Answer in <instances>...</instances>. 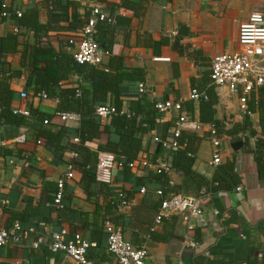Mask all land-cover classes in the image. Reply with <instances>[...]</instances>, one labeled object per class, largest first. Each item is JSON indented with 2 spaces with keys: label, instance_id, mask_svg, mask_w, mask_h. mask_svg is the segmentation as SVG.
<instances>
[{
  "label": "crops",
  "instance_id": "crops-1",
  "mask_svg": "<svg viewBox=\"0 0 264 264\" xmlns=\"http://www.w3.org/2000/svg\"><path fill=\"white\" fill-rule=\"evenodd\" d=\"M128 1L133 7L125 5L124 0H2L6 7L21 13L38 8L40 22L52 26L48 32L50 44L56 51L69 53L73 51L69 39L80 32L97 5L113 19L101 23L105 36L112 40V48L99 66L110 64L112 70H116L121 65L128 71L134 68L144 71L143 81L127 80L121 85L123 109L129 111L132 101L142 96L155 104L166 100L181 101L182 112L190 121L201 125L199 130L188 125L183 127L200 137L194 168L211 178L217 165L234 159L242 184L232 191H201L197 198L203 214L194 220L190 232L195 246L186 243L187 227L180 215L166 217L156 225L160 200L155 190L161 188L162 183L156 178L154 167L162 161L170 164L172 149L164 147L157 151L158 142L154 136L158 132L152 129L144 141V156L152 166H138L129 173L117 168L112 184L98 181L96 166L82 163L71 149L79 140L80 118L64 121L55 114L58 99L36 95L33 68L21 65L23 44L33 46L37 42L31 33L21 38L17 53L8 55L14 72L11 79L15 90L13 106L20 110L38 109L51 119L29 113L21 123L2 122L0 220L7 226L19 221L24 228L33 231L27 238L0 247V264H75L64 252L53 251L50 247L52 233L63 227L68 230L69 237L80 232L94 242L88 250L92 262L118 264L107 248L105 219L120 226L124 237L132 244L145 246L148 262L264 264V181L258 178L254 154L235 150L228 135L217 134L221 138L222 160L213 164L210 134L214 127L200 121V100L191 96L194 90L206 91L212 85L211 60L216 55L242 49L240 24L255 10L264 12V0ZM15 28L10 21L0 23V42L2 36ZM260 63L264 68V57ZM78 80L79 75L71 74L61 83ZM140 83L145 84L143 92ZM214 88L218 96L216 118L224 122L225 128L249 123L245 135L249 137L251 148H255L258 137H264L259 106L251 110L248 105L250 112L245 113L240 109L238 95L232 94L228 86ZM260 88L250 94L249 100L253 95L258 98ZM22 92L27 96L22 97ZM105 105L114 110L113 92L108 93ZM161 113L162 121L169 124L165 140L171 141L178 112ZM100 121L104 126L110 122V116L100 117ZM45 131L61 135V139L48 142L43 134ZM23 134L26 136L23 142L15 140ZM104 141V136L95 138L88 147L99 155L101 151L97 147ZM69 170L72 177H67ZM169 176L172 184L182 181L181 174L173 169ZM61 179H64V189L58 204L55 198ZM142 186L147 188L144 194L139 191ZM119 194L127 197L130 205L124 206L118 200ZM167 195L171 194L167 192ZM38 238L42 241L39 247H34Z\"/></svg>",
  "mask_w": 264,
  "mask_h": 264
},
{
  "label": "trees",
  "instance_id": "trees-1",
  "mask_svg": "<svg viewBox=\"0 0 264 264\" xmlns=\"http://www.w3.org/2000/svg\"><path fill=\"white\" fill-rule=\"evenodd\" d=\"M124 4L133 7L128 0H124ZM38 14V8H30L18 15L15 9L6 7L0 0V23L10 21L17 29L2 36L0 42V128L2 122L18 124L23 121L24 115L13 106L15 90L12 88L11 79L14 72L8 61V55L17 53L19 45L22 44L21 38L28 37L33 33L37 42L33 46H29L27 43L23 44L21 65L32 66L33 86L36 95L44 92L47 98L58 99L56 113L74 112L80 115V124L77 129L79 140L74 143L71 149L77 153L82 163L92 167L97 165L98 154L91 151L88 144L101 136H104L105 141L104 144L98 145V151H111L122 157L126 173L131 170L128 163L144 156L145 135L152 129L158 132L154 139L159 138L156 140L158 142L157 151H161L165 147L163 142L168 137L169 124L162 121V113L158 111L156 104L147 101L142 96L138 100L132 101L129 111H125L121 100V85L127 80L143 81L144 71L140 68L128 71L121 65H118L116 70H112L113 67L110 64L101 67L81 63L66 50L56 51L48 40V32L52 26L41 23ZM103 22L105 20L97 22L94 37L103 50L111 52L112 40L105 36V27L101 24ZM71 74L79 75L80 80L61 83L67 80ZM110 91L114 93L115 106L110 115V122L102 126L100 116L96 113L97 107L105 104ZM202 92H205V96L200 99V121L211 124L219 136L228 135L235 150L243 149L245 152L253 153L258 178L264 181V137H258L255 148H251L249 137L245 135L246 126L249 123L235 124L232 128H225L224 122L216 118L215 105L218 103V96L214 86L210 85L206 91H200V93ZM259 92L258 98L256 99L253 95L248 105L251 110H254L255 105L259 106L260 124L264 134V89L260 88ZM30 113L48 120L51 119L50 115L47 116L48 114L38 109L31 108ZM251 133L255 134L254 131ZM43 134L48 142L61 139V135L46 131ZM177 141L178 146L172 148L169 162L171 169L181 174V183L172 184L171 177L167 172H156L158 174L156 178L161 180V188L165 195L168 192L198 197L201 191L208 190L211 193L232 191L242 184V178L236 170L234 159L225 160L224 163L217 165L211 178L194 168L200 141L197 133L182 130ZM118 198L119 201L127 200V197L122 194H119ZM159 200L160 207V197ZM95 239L96 237L93 240Z\"/></svg>",
  "mask_w": 264,
  "mask_h": 264
},
{
  "label": "built area",
  "instance_id": "built-area-1",
  "mask_svg": "<svg viewBox=\"0 0 264 264\" xmlns=\"http://www.w3.org/2000/svg\"><path fill=\"white\" fill-rule=\"evenodd\" d=\"M18 15L21 12L17 11ZM6 15V13H5ZM98 20L112 22L113 19L103 12L97 5L92 9L91 16L87 23L81 28L80 32L69 39L72 47V54L78 62L101 65L104 59L109 56L110 51L103 50L95 40L96 24ZM17 29L15 28V31ZM239 43L242 49L232 53H222L216 55L211 60V84L215 87L228 86L230 92L238 95L240 100V109L245 113H249L248 100L250 94L260 86H264V68L261 60L264 57V12L255 10L249 18L240 24L239 27ZM145 90V84L140 83V91ZM22 97H26L27 93L22 92ZM46 97V93L41 94ZM193 99H201L205 93L194 90L191 94ZM156 108L160 112L176 110L178 112L177 119L172 129V140H165L164 146L167 148H176L178 146L177 138L185 125L195 130H199L201 125L197 122L190 121L188 116L182 112L183 103L181 101L166 100L156 103ZM23 115L30 113L29 109L20 110ZM112 108L104 105L97 107V114L100 117H109ZM62 120H78L80 115L74 112H58L56 113ZM47 122V121H46ZM26 136L19 135L15 138L18 142H23ZM210 139L213 144L212 163L219 164L222 160L221 156V138L217 136L215 128H212ZM156 140H159L156 137ZM77 155V153H75ZM124 159L111 151H101L98 155V162L95 169L98 181L105 184L114 182L115 170L124 168ZM149 160L143 156L141 159L131 161L128 166L135 169L138 166L144 168L152 166ZM156 172L165 171L168 174L172 172L168 162L162 161L155 164ZM67 177H72V171L67 172ZM64 179L58 183V191L56 193L55 202L61 203L63 197ZM140 193L147 191L145 186L140 187ZM155 194L161 198V204L155 218V224H160L164 218L171 215H180L187 227L186 243L190 246L196 244L191 240L190 232L194 228V220L203 214V207L197 197L186 194L165 195L162 188L155 190ZM6 202V201H5ZM124 206L130 205V201L123 200ZM153 227V229L156 227ZM104 230L107 234V248L117 259L118 264H164V262L152 261L148 262V250L145 246H136L128 241L123 234L120 226L116 225L110 219L104 221ZM32 229H26L19 221L13 222L10 226L5 225L0 220V247L5 246L10 241L18 242L22 238H27ZM42 238H38L34 242V247H39ZM94 244L90 239L85 238L82 233L77 232L72 237L68 236V230L63 227L52 233L51 249L53 251H62L68 255L75 264H95L88 257V250ZM176 264H186L181 260H177Z\"/></svg>",
  "mask_w": 264,
  "mask_h": 264
}]
</instances>
